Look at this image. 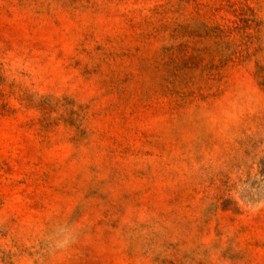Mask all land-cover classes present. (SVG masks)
<instances>
[{
  "label": "rangeland",
  "instance_id": "rangeland-1",
  "mask_svg": "<svg viewBox=\"0 0 264 264\" xmlns=\"http://www.w3.org/2000/svg\"><path fill=\"white\" fill-rule=\"evenodd\" d=\"M0 264H264V0H0Z\"/></svg>",
  "mask_w": 264,
  "mask_h": 264
}]
</instances>
